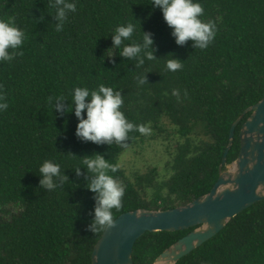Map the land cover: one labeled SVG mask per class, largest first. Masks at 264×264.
I'll use <instances>...</instances> for the list:
<instances>
[{"label":"trees","instance_id":"16d2710c","mask_svg":"<svg viewBox=\"0 0 264 264\" xmlns=\"http://www.w3.org/2000/svg\"><path fill=\"white\" fill-rule=\"evenodd\" d=\"M75 2L77 11L57 32L50 0H0V18L14 17L27 37L22 56L0 63V90L9 104L0 112V264H92L105 230L90 231L97 199L87 184L95 174L81 161L100 154L117 163L145 135L130 132L124 145L79 138L78 118L68 111L74 87L112 86L121 91L129 121L161 132L169 123L183 139L162 175L156 167L129 175L121 166L110 173L125 186L114 220L130 210H165L208 193L219 178L233 123L264 96V0H200L202 19L217 24L204 50L192 40L177 44L150 0ZM128 22L136 25L135 40L143 32L154 39L157 58L140 68L139 58L121 56L113 43L114 28ZM172 57L182 60V69L167 70ZM138 75L146 83L138 85ZM58 94L65 96L59 101L63 111L57 101L46 102ZM250 114L236 127L228 164L239 155L240 131ZM46 159L59 163L68 178L57 179L54 191L40 184ZM193 229L147 231L135 243L134 264H153ZM176 264H264V199Z\"/></svg>","mask_w":264,"mask_h":264},{"label":"clouds","instance_id":"9594fccd","mask_svg":"<svg viewBox=\"0 0 264 264\" xmlns=\"http://www.w3.org/2000/svg\"><path fill=\"white\" fill-rule=\"evenodd\" d=\"M154 8H159L167 25L172 28V35L176 38V43L184 45L188 40L193 41L196 49L204 50L214 41L217 24L215 20L205 21L204 7L200 0H150ZM50 7L54 9L56 19L59 24L55 26V31L61 32L69 13L77 11L75 0H50ZM112 37L116 49H120V55L132 60H138V68L142 67L146 61H152L157 57L154 55V39L151 33L143 32L142 38L134 39L136 25L132 22L120 24L114 28ZM26 33L15 21L14 17L0 18V63H11L17 56H22L23 45L26 40ZM109 55L114 53L108 50ZM165 67L168 71L175 72L183 68L182 60L170 58L166 60ZM138 85L146 83L143 75L136 77ZM74 107H69L68 111H73L78 118L76 135L85 140L97 144L115 141L118 145H124L128 140L129 133L138 131L142 135L151 133L150 127L144 124H135L127 119L121 110L123 97L121 91L112 86L100 84L94 89L76 86L70 90ZM173 95H178L173 90ZM65 96L58 94L49 96L47 103L52 106V101L57 109L63 111L64 106L59 101H63ZM9 104L6 94L0 90V112L7 110ZM81 163L87 167L88 171L95 174L94 178L87 184V188L96 193L97 206L95 217L89 226L90 231H104L113 226L115 221L113 209H119L122 198L125 195V186L110 173L120 170L121 164L110 163L103 155L95 154L85 156ZM42 175L40 184L54 191L60 186L57 179L66 181L67 176L63 175L61 165L52 160H44L39 167ZM80 175V169H76Z\"/></svg>","mask_w":264,"mask_h":264},{"label":"water","instance_id":"95a60500","mask_svg":"<svg viewBox=\"0 0 264 264\" xmlns=\"http://www.w3.org/2000/svg\"><path fill=\"white\" fill-rule=\"evenodd\" d=\"M251 112L240 131L241 147L228 164L236 127ZM224 166L226 168L224 169ZM264 199V96L232 125L230 141L213 188L193 201L165 210L138 208L122 213L105 230L92 253V264H134L136 241L147 231H179L194 227L165 249L153 264H176L201 246L237 214Z\"/></svg>","mask_w":264,"mask_h":264},{"label":"rangeland","instance_id":"374dc122","mask_svg":"<svg viewBox=\"0 0 264 264\" xmlns=\"http://www.w3.org/2000/svg\"><path fill=\"white\" fill-rule=\"evenodd\" d=\"M180 136L168 123L164 125V131L151 129L149 135L139 139L137 143L127 148L120 156L119 163L129 175L134 172H148L151 168L164 174L166 163L174 156Z\"/></svg>","mask_w":264,"mask_h":264}]
</instances>
